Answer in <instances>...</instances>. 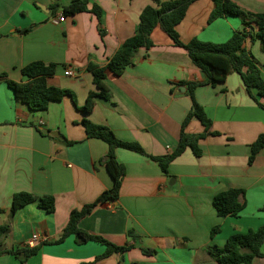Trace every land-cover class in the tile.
Segmentation results:
<instances>
[{"label":"crops","instance_id":"0c3cea01","mask_svg":"<svg viewBox=\"0 0 264 264\" xmlns=\"http://www.w3.org/2000/svg\"><path fill=\"white\" fill-rule=\"evenodd\" d=\"M73 1L0 0V227L9 226L0 249L32 247V236L40 237L33 244L40 246L39 252L26 262L5 254L0 264H81L105 251L99 243H77L74 236L58 242L72 211L95 202L113 185L100 164L108 144L89 138L82 124L81 108L97 91L88 65L107 66L135 35L143 10L153 0H89V9L101 8L102 26L91 11L65 16L64 7ZM233 1L247 12L264 14V0ZM213 9V0H197L189 7L177 27L182 42L197 38L224 43L244 28L238 17L210 23ZM62 15L64 21L59 20ZM27 28L29 33H20ZM151 40L153 46L142 48L122 75L107 73L110 96L96 98L87 118L109 127L120 140L139 143L150 156H165L176 150L193 105L186 83L196 82L201 84L195 90L196 101L212 121L210 132L218 135L199 141L201 156L191 149L178 156L168 174L151 157L118 149L117 159L127 171L119 198L96 207L80 228L118 246H132L95 264H218L209 255L212 245L224 246L230 236L264 224V148L249 164L251 146L264 134V108L238 73L213 87L187 51L159 27ZM246 47L264 79L261 41L247 40ZM37 61L56 64L49 85L72 94L51 102L45 111L17 102L8 85L27 82L22 69ZM67 70L74 75L67 76ZM259 101L264 104V97ZM43 130L58 132L63 140ZM185 132L198 135L205 127L195 118ZM231 188L245 191L240 197L244 208L238 217H219L213 198ZM19 193L52 196L56 210L49 213L33 203L12 215V199ZM216 226L220 232L212 238ZM252 264H264V257Z\"/></svg>","mask_w":264,"mask_h":264},{"label":"trees","instance_id":"16d2710c","mask_svg":"<svg viewBox=\"0 0 264 264\" xmlns=\"http://www.w3.org/2000/svg\"><path fill=\"white\" fill-rule=\"evenodd\" d=\"M197 0H169L161 2L153 0V4L148 5L142 12L140 24L137 32L128 38L110 59L105 67L89 64L88 70L93 74V82L97 91L91 92L85 105L81 108L85 114L82 121L89 138L102 139L108 144L107 154L100 160V164L107 168L113 185L111 189L104 191L95 202L83 206L79 210L72 211L69 223L58 242L74 236L77 243L95 242L103 245L105 251L91 262L81 264H95L113 254H123L130 249L131 245L118 246L102 236L90 234L80 228L81 221L91 214L99 205L116 201L119 198L121 187L126 176V167L117 159L118 149H127L151 157L158 162L165 174L169 173L170 164L187 149H191L196 156H201L203 151L199 146V141L208 135H218L210 132L212 121L205 113L203 107L196 101L195 90L201 84L196 82L186 83L189 88V95L193 105L182 125L181 138L176 150L168 155L153 157L142 148L139 143L126 142L120 140L115 133L107 126L93 124L87 116L96 106V98L108 99L109 89L105 84L107 73L120 76L132 64L133 59L139 54L142 48L153 46L151 34L156 28H160L173 40L176 46L187 51L193 64L201 69L208 77L207 84L216 87L226 81L230 73L236 72L241 75L243 83L255 101L264 108V104L259 98L264 97V79L261 74L259 62L252 52L246 47L247 40L251 43L261 41L264 51V14H255L242 9L233 0H213L214 9L211 12L209 22H213L221 17H238L243 21L244 28L236 31L232 37L224 43L205 42L200 39H193L189 43L182 42L177 31L178 25L185 19L187 10ZM91 11L94 13L102 26L103 12L101 8L94 5L89 9V0H74L64 7L65 16H73L79 13ZM255 24L256 27L253 25ZM255 28L257 29L255 31ZM31 28L20 31L22 34L29 33ZM103 33V31L101 30ZM57 65L54 63H44L41 61L28 64L22 69L23 75L27 78L25 83L8 81L9 87L15 94L17 102L25 104L32 111H45L53 101H60L65 96H71L68 90L56 88L49 85V79L55 74ZM3 75H0L2 77ZM256 91V96L253 92ZM198 119L205 127V132L198 135H191L185 132L186 126L193 119ZM264 148V134L261 135L251 146L249 164H253L257 154ZM244 190L231 188L217 194L213 198V206L219 217H238L244 205L240 197ZM37 203L39 207L49 213L56 210L55 198L52 196L37 197L30 193L15 194L12 199L11 214L29 204ZM9 226L0 227L1 239L8 233ZM220 232V226L211 230V237L214 238ZM131 237H135L134 232H129ZM264 244V224L257 230H250L245 234H234L230 236L224 246L212 245L209 248V255L218 264H252L257 257H264L262 246ZM40 246L24 247L12 250H1L0 256L11 254L19 256L22 262L36 255ZM154 250H144L149 254ZM137 264V263H133Z\"/></svg>","mask_w":264,"mask_h":264},{"label":"built area","instance_id":"2783aa9c","mask_svg":"<svg viewBox=\"0 0 264 264\" xmlns=\"http://www.w3.org/2000/svg\"><path fill=\"white\" fill-rule=\"evenodd\" d=\"M59 20H60V21H64V20H65L64 15H62V16L59 18ZM65 74H66L67 76H73V75H74L73 72H72V70H67V71L65 72ZM38 240H40L39 234H34V235L32 236L31 242H30L31 245H32V247H33V244H34L36 241H38Z\"/></svg>","mask_w":264,"mask_h":264},{"label":"water","instance_id":"95a60500","mask_svg":"<svg viewBox=\"0 0 264 264\" xmlns=\"http://www.w3.org/2000/svg\"><path fill=\"white\" fill-rule=\"evenodd\" d=\"M43 133H44V134H51L52 136H55V137L59 138L60 141L63 140V138L60 137V134H59L58 132H50V131H48V130H43ZM171 184H173V182H172Z\"/></svg>","mask_w":264,"mask_h":264}]
</instances>
